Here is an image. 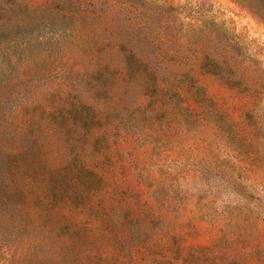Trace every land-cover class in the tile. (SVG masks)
I'll return each mask as SVG.
<instances>
[{
    "label": "rangeland",
    "instance_id": "rangeland-1",
    "mask_svg": "<svg viewBox=\"0 0 264 264\" xmlns=\"http://www.w3.org/2000/svg\"><path fill=\"white\" fill-rule=\"evenodd\" d=\"M0 264H264V0H0Z\"/></svg>",
    "mask_w": 264,
    "mask_h": 264
}]
</instances>
